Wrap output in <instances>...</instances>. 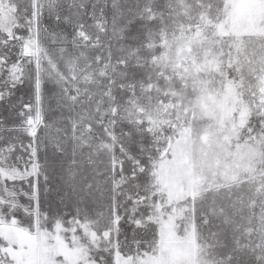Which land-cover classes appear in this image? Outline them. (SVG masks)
I'll list each match as a JSON object with an SVG mask.
<instances>
[{"label":"snow or ice","instance_id":"obj_1","mask_svg":"<svg viewBox=\"0 0 264 264\" xmlns=\"http://www.w3.org/2000/svg\"><path fill=\"white\" fill-rule=\"evenodd\" d=\"M0 264H264V0H0Z\"/></svg>","mask_w":264,"mask_h":264}]
</instances>
